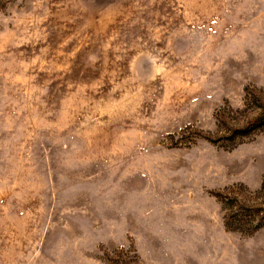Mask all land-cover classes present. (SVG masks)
Here are the masks:
<instances>
[{
    "label": "rangeland",
    "instance_id": "374dc122",
    "mask_svg": "<svg viewBox=\"0 0 264 264\" xmlns=\"http://www.w3.org/2000/svg\"><path fill=\"white\" fill-rule=\"evenodd\" d=\"M263 180L264 0H0V264H264Z\"/></svg>",
    "mask_w": 264,
    "mask_h": 264
},
{
    "label": "trees",
    "instance_id": "16d2710c",
    "mask_svg": "<svg viewBox=\"0 0 264 264\" xmlns=\"http://www.w3.org/2000/svg\"><path fill=\"white\" fill-rule=\"evenodd\" d=\"M264 194V180L261 188L255 193ZM215 197L228 209L229 215L225 220V226L229 230H246L249 235L254 234L264 227V205L261 207L239 206L235 197H228L217 193ZM236 225V227H234Z\"/></svg>",
    "mask_w": 264,
    "mask_h": 264
}]
</instances>
